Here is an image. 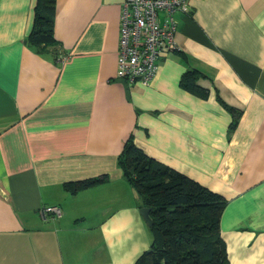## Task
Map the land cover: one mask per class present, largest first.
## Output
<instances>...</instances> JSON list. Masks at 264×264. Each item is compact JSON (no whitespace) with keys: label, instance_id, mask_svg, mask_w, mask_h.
<instances>
[{"label":"crops","instance_id":"crops-1","mask_svg":"<svg viewBox=\"0 0 264 264\" xmlns=\"http://www.w3.org/2000/svg\"><path fill=\"white\" fill-rule=\"evenodd\" d=\"M125 1L55 0L39 51L37 0H0V264H133L151 233L118 164L129 136L223 197L231 264H264V0H189L148 85L116 75Z\"/></svg>","mask_w":264,"mask_h":264},{"label":"trees","instance_id":"trees-1","mask_svg":"<svg viewBox=\"0 0 264 264\" xmlns=\"http://www.w3.org/2000/svg\"><path fill=\"white\" fill-rule=\"evenodd\" d=\"M55 0H37L29 42L39 51L54 48ZM194 73L184 80L193 82ZM129 136L118 156L124 177L135 188L143 206L150 207L149 248L133 264H231L219 222L225 200L188 175L156 161ZM98 175L64 187L72 192L102 183Z\"/></svg>","mask_w":264,"mask_h":264},{"label":"built area","instance_id":"built-area-1","mask_svg":"<svg viewBox=\"0 0 264 264\" xmlns=\"http://www.w3.org/2000/svg\"><path fill=\"white\" fill-rule=\"evenodd\" d=\"M189 0H126L120 15L117 78L148 85L161 57L177 50L175 13L188 12ZM43 217H60L58 205H46Z\"/></svg>","mask_w":264,"mask_h":264},{"label":"water","instance_id":"water-1","mask_svg":"<svg viewBox=\"0 0 264 264\" xmlns=\"http://www.w3.org/2000/svg\"><path fill=\"white\" fill-rule=\"evenodd\" d=\"M140 213L142 214L144 220L146 221V223L148 225H151L152 224V219H150V207H147V206H141V208L139 209Z\"/></svg>","mask_w":264,"mask_h":264}]
</instances>
